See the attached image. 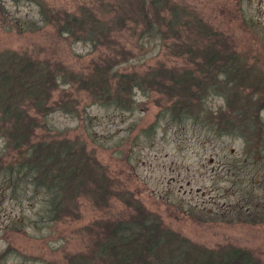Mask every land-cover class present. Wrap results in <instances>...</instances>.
Here are the masks:
<instances>
[{"label":"rangeland","instance_id":"obj_1","mask_svg":"<svg viewBox=\"0 0 264 264\" xmlns=\"http://www.w3.org/2000/svg\"><path fill=\"white\" fill-rule=\"evenodd\" d=\"M150 1L144 7L153 15ZM156 1L148 33L128 11L133 0H0V57L29 58L85 80L96 64L109 71L117 62L114 79L188 71L199 85L218 84L202 92L192 85L179 103L167 91L133 87L125 94L131 105L119 107L95 101L79 80L59 82L52 111L30 110L37 121L31 140L81 145L108 199L98 205L79 195L68 212L50 217L43 187L8 180L3 168L25 148L0 136V264H110L96 254L106 226L140 216L216 252L248 250L264 264V0ZM176 8L181 19L172 24ZM63 10L96 17L88 31L104 26L97 47L94 36L61 33L42 14ZM207 50L218 59L209 65ZM63 103L75 112L60 110ZM183 104L192 113L174 119L170 110Z\"/></svg>","mask_w":264,"mask_h":264},{"label":"trees","instance_id":"obj_2","mask_svg":"<svg viewBox=\"0 0 264 264\" xmlns=\"http://www.w3.org/2000/svg\"><path fill=\"white\" fill-rule=\"evenodd\" d=\"M146 1L133 0L128 11L142 20L144 32L151 33L150 26L156 25L159 16L154 10L157 1H150L154 5L153 15L144 7ZM41 9L44 11V7ZM171 11L169 22L177 23V20L181 19L180 11L177 8ZM42 14L45 21L54 23L61 33L78 39L82 38L83 32L94 36L93 41L91 40L92 47L93 49L97 47L100 28L104 26L97 24V29L88 31V26L96 20L93 14L90 13L89 18L86 14L82 17L64 10L55 15L47 16L44 12ZM152 16L155 21H151ZM86 19L88 20L85 21ZM90 35L85 37L91 38ZM203 57L208 65L218 60L215 51L207 50L203 53ZM8 58L0 57V136L4 142L13 144L18 149L20 147L25 149L21 154L19 151L20 157L14 162H9L3 171L9 181L27 180L35 187H43L48 193L47 214L53 218L68 212L72 199H76L79 195L88 196L98 205L104 204L108 199L107 188L101 183L104 178L93 172L95 167L91 165L90 157L81 145L76 148L72 141L67 139L31 140L33 127L37 125V121L30 110L42 115L52 111L55 107H49L48 100L59 82L73 84L79 80L81 84L77 87L81 86L89 91L95 101L119 107L131 105L130 98L125 94L131 92L132 96L133 87L142 89L145 93L147 89L167 91L171 96L170 99L175 97L172 103L175 101L179 103L185 90L192 85L198 87L200 92L215 91L213 86L216 90L218 88V84L195 83V78L188 71L168 77H162L156 71L154 72L156 74L152 73L149 78L147 75L142 77L136 73L120 72L121 74L114 79L109 74L117 64L115 62L111 64L109 71L108 66L103 68L96 64L90 77L85 80L68 72H62V69L46 66L40 61H32L29 58L11 61ZM110 60L115 61L114 57ZM224 68L223 65L217 66L220 75L224 74ZM229 68L231 69L229 74L235 76L236 68ZM110 78L114 81V93ZM254 94V96L258 95V91ZM58 108L68 113L75 110L65 103L60 104ZM186 113H192V109L189 110L184 104L174 105L170 110L171 116L176 120ZM31 119H34V124ZM91 178L94 183L88 185ZM152 223L148 218L140 216L138 220L117 221L111 226H106L109 231L106 235L100 236L101 239L99 238L97 256L106 257L110 260V264H256L254 256L248 250L231 247L216 252L162 228L159 222Z\"/></svg>","mask_w":264,"mask_h":264}]
</instances>
